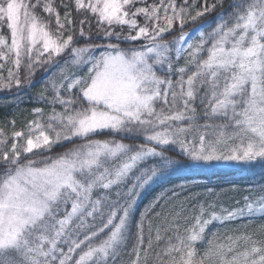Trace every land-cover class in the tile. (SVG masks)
<instances>
[{
  "label": "snow or ice",
  "instance_id": "obj_1",
  "mask_svg": "<svg viewBox=\"0 0 264 264\" xmlns=\"http://www.w3.org/2000/svg\"><path fill=\"white\" fill-rule=\"evenodd\" d=\"M13 90L45 107L0 126V264H264V0H0ZM220 163L260 168L242 202L140 208Z\"/></svg>",
  "mask_w": 264,
  "mask_h": 264
},
{
  "label": "trees",
  "instance_id": "obj_2",
  "mask_svg": "<svg viewBox=\"0 0 264 264\" xmlns=\"http://www.w3.org/2000/svg\"><path fill=\"white\" fill-rule=\"evenodd\" d=\"M208 20H212L213 17H207ZM204 21H200L203 23ZM195 25H189L185 30L192 28ZM40 79V74H37V80ZM40 84H36V87L32 89L35 93L39 90ZM22 100H15V90L0 91V126L7 125L10 120H16V130H20L27 121L33 119L31 110L34 107H45L44 105L37 104L29 99L25 94H21ZM7 131H11L8 127ZM105 138V137H101ZM70 147V146H68ZM63 148L57 147V151H63ZM260 168H250L247 165H238L235 163H220L211 167H205L200 169H191L184 173L177 174L169 179L168 182L162 186L147 190L142 194V198L139 201V206L142 209L150 200L156 195L160 194L164 188H171L175 185L189 184L191 190L198 193L205 192L206 188H212L217 193L216 199L222 202L225 207H231L235 205L237 200L242 202V198L248 193L245 191L251 184V180L255 177L258 178ZM187 195V193H184ZM257 225H253L255 228ZM252 230V229H249Z\"/></svg>",
  "mask_w": 264,
  "mask_h": 264
},
{
  "label": "rangeland",
  "instance_id": "obj_3",
  "mask_svg": "<svg viewBox=\"0 0 264 264\" xmlns=\"http://www.w3.org/2000/svg\"><path fill=\"white\" fill-rule=\"evenodd\" d=\"M198 25H195V26H193L192 28H190V29H188V30H186V31H191L193 28H195V27H197ZM98 138H101V137H98ZM77 143H80V141H77ZM68 146H70L71 147V145H68ZM57 152H61V151H57Z\"/></svg>",
  "mask_w": 264,
  "mask_h": 264
}]
</instances>
